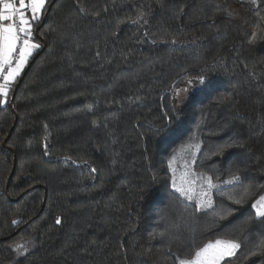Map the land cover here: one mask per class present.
Here are the masks:
<instances>
[{
  "label": "trees",
  "instance_id": "16d2710c",
  "mask_svg": "<svg viewBox=\"0 0 264 264\" xmlns=\"http://www.w3.org/2000/svg\"><path fill=\"white\" fill-rule=\"evenodd\" d=\"M32 39L0 103V264H178L217 238L264 264V0H50ZM199 127L203 210L169 167Z\"/></svg>",
  "mask_w": 264,
  "mask_h": 264
},
{
  "label": "snow or ice",
  "instance_id": "6c2138e0",
  "mask_svg": "<svg viewBox=\"0 0 264 264\" xmlns=\"http://www.w3.org/2000/svg\"><path fill=\"white\" fill-rule=\"evenodd\" d=\"M46 3L47 0H0V98H2L0 103H6L11 85L23 71L33 51L40 47L32 40V21L40 19ZM198 86L202 91L208 93L214 91L212 81L204 75L198 77ZM175 119H179V117L177 116ZM194 147L197 151L199 150L198 144ZM191 155L194 157V153ZM195 164L194 158L190 162L185 160L184 171L179 177V183L176 171L173 169L172 188L188 201L197 200L199 205L197 210L211 208L214 203L212 190L218 185L213 183L212 176L203 172L195 173L193 170ZM171 166L172 161L169 162V167L171 168ZM224 183L233 185L243 183V181L237 172H233ZM250 188L251 185H247L240 198L235 199L234 203H242ZM229 199L232 198L229 197ZM251 207L254 209L257 219L264 218V195L259 196ZM57 223H60L59 219ZM159 235H163V233ZM239 248L240 242L235 239L217 238L214 242H208L193 249L188 256L178 257V264H222L226 257L235 256ZM255 254V251L251 253V255Z\"/></svg>",
  "mask_w": 264,
  "mask_h": 264
},
{
  "label": "rangeland",
  "instance_id": "374dc122",
  "mask_svg": "<svg viewBox=\"0 0 264 264\" xmlns=\"http://www.w3.org/2000/svg\"><path fill=\"white\" fill-rule=\"evenodd\" d=\"M42 17V16H41ZM40 17V19H41ZM39 19V20H40ZM38 20V21H39ZM33 40V39H32ZM35 42V41H33ZM36 43V42H35ZM38 44V43H37ZM40 48V47H39ZM39 48L35 49L31 55V57L28 59V62L27 64L25 65L23 71L20 73V75L16 78L15 82L13 84H15L17 82V80L22 76L23 72L25 71V69L27 68L28 66V63L30 61V59L32 58L33 54L39 50ZM12 84V85H13ZM11 85V86H12ZM11 89V87H10ZM10 89H9V92H10ZM198 89H200V86H198V79H195V80H190L188 82H186L182 88L178 91L177 93V97H178V103H179V106L184 104V101H186L188 98H189V95L193 94L195 91H197ZM200 131H201V128L199 127L197 129V132L195 133V135L192 137V139L186 144L183 146L182 149H180V151L174 156L175 159H171L172 161V166H171V174L173 175V169H175L176 171V178H177V182L179 183V177L180 175L182 174V172L184 171V162L185 160H188L190 162V160L192 158H194L196 160L197 158V155L199 153V150H200ZM198 144L199 145V150L197 151L195 149V145ZM192 153H194V157L191 155ZM194 167V166H193ZM218 187H221L222 184H217ZM217 188H214L212 190V192L217 189ZM193 202H196L198 204V201L197 200H192ZM208 209V208H206ZM238 251V250H237ZM236 251V252H237ZM228 258H231V257H226L222 263L228 259Z\"/></svg>",
  "mask_w": 264,
  "mask_h": 264
},
{
  "label": "crops",
  "instance_id": "0c3cea01",
  "mask_svg": "<svg viewBox=\"0 0 264 264\" xmlns=\"http://www.w3.org/2000/svg\"><path fill=\"white\" fill-rule=\"evenodd\" d=\"M49 1L50 0H47V3H46V6H47V4L49 3ZM46 8V7H45ZM45 10V9H44ZM44 10H43V12H44ZM43 12H42V14H43ZM42 16V15H41ZM36 21H32V26H33V24L35 23Z\"/></svg>",
  "mask_w": 264,
  "mask_h": 264
}]
</instances>
